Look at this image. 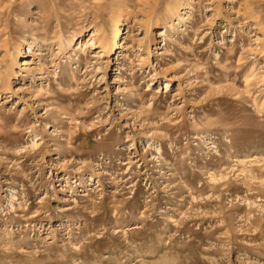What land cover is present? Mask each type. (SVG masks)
Returning <instances> with one entry per match:
<instances>
[{"label":"rangeland","instance_id":"374dc122","mask_svg":"<svg viewBox=\"0 0 264 264\" xmlns=\"http://www.w3.org/2000/svg\"><path fill=\"white\" fill-rule=\"evenodd\" d=\"M178 1L0 0V264H264V0Z\"/></svg>","mask_w":264,"mask_h":264},{"label":"bare ground","instance_id":"6f19581e","mask_svg":"<svg viewBox=\"0 0 264 264\" xmlns=\"http://www.w3.org/2000/svg\"><path fill=\"white\" fill-rule=\"evenodd\" d=\"M180 1V0H179ZM178 1V3H179ZM176 5V7L174 9H178ZM174 7V6H173ZM172 8V6H170V9ZM173 11V9H171ZM182 18L184 19L186 15H181ZM114 18V17H113ZM113 20V19H112ZM115 20V19H114ZM120 21V18L118 16V18L116 19L117 24H115V26H113L112 28H110L109 33L107 34V36L104 39H101V41L103 42V55L104 54H109L110 50L112 49L113 45H118L119 42L122 40L121 38V32H122V27L120 24H118V22ZM112 26V25H111ZM105 32V31H104ZM108 32V31H107ZM75 41L74 39H71L69 41V45H73ZM120 45V44H119ZM121 46V45H120ZM118 47V46H117ZM168 85V84H167ZM166 86V85H165ZM124 264V262L122 263Z\"/></svg>","mask_w":264,"mask_h":264}]
</instances>
